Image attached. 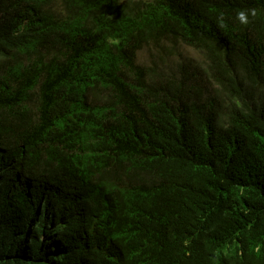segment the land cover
Here are the masks:
<instances>
[{
    "label": "trees",
    "instance_id": "obj_1",
    "mask_svg": "<svg viewBox=\"0 0 264 264\" xmlns=\"http://www.w3.org/2000/svg\"><path fill=\"white\" fill-rule=\"evenodd\" d=\"M0 264H264V0H0Z\"/></svg>",
    "mask_w": 264,
    "mask_h": 264
},
{
    "label": "rangeland",
    "instance_id": "obj_2",
    "mask_svg": "<svg viewBox=\"0 0 264 264\" xmlns=\"http://www.w3.org/2000/svg\"><path fill=\"white\" fill-rule=\"evenodd\" d=\"M137 61L143 65H150L151 62H154L161 68H171L181 61H191L203 65L205 59L199 51L183 44L170 45L163 43L160 46L150 45L138 51Z\"/></svg>",
    "mask_w": 264,
    "mask_h": 264
},
{
    "label": "clouds",
    "instance_id": "obj_3",
    "mask_svg": "<svg viewBox=\"0 0 264 264\" xmlns=\"http://www.w3.org/2000/svg\"><path fill=\"white\" fill-rule=\"evenodd\" d=\"M257 15V9L256 8H248V9H240L235 14V19L241 24V25H248L249 18L255 17ZM217 23L219 27L225 26V20L224 15L221 13L217 18Z\"/></svg>",
    "mask_w": 264,
    "mask_h": 264
}]
</instances>
